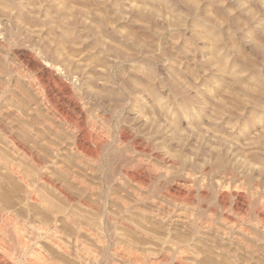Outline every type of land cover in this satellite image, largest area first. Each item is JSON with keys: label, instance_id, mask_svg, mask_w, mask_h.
I'll use <instances>...</instances> for the list:
<instances>
[{"label": "rangeland", "instance_id": "obj_1", "mask_svg": "<svg viewBox=\"0 0 264 264\" xmlns=\"http://www.w3.org/2000/svg\"><path fill=\"white\" fill-rule=\"evenodd\" d=\"M13 29L24 32L22 41L12 37ZM2 39L15 55V59L8 57L9 64L21 62L31 67L36 76L47 77L43 59L37 55L39 49L56 50L60 62H76L82 68L81 74L84 71L86 75L82 80L84 89L95 102L114 110L129 101L127 113L119 120L135 125L143 118L145 127H135L137 135H133L149 136L151 149L162 152L163 158H140L141 166L133 162L131 173L147 178L153 174L157 180L154 185L158 180H163V185L159 183L162 190L153 187L158 190L154 191L151 184L153 192L146 195L144 202L130 192L123 194L129 205L130 215L125 218L128 224L137 227L139 212L143 211L147 218L164 219V225L171 222L172 227H177H173L176 230L171 232L172 239L177 238L179 228L189 238L194 228L204 224L207 228L190 238L195 244L203 235L209 240L233 243L237 239L263 249L264 236L256 220L264 219V0H0ZM34 53L36 59L31 58ZM1 56L0 69L8 72ZM156 64L162 72H157ZM14 81L19 82L17 78ZM26 86L19 83L23 91L31 94ZM152 106L161 109L153 114ZM91 107V121L100 123ZM172 113H176L173 120ZM157 114L163 118L158 126ZM103 119L102 126L109 124L114 134L111 126L118 120L116 115ZM171 121L176 127L172 135ZM171 155L178 161V171L172 177L163 170V161ZM54 174L58 176L56 171ZM188 176L198 180L205 177V184L187 185ZM221 178L236 179L239 184L244 181V186L256 180V190L242 200L237 194L243 186L237 185L231 196L225 197L227 211H222L216 207ZM172 180H177L176 199L167 201L159 195ZM189 186L193 187L191 194ZM234 198L240 204L236 212L228 208L233 206ZM152 220H147L150 227L142 235L146 233L144 237L153 240L165 237L158 226L162 223Z\"/></svg>", "mask_w": 264, "mask_h": 264}, {"label": "bare ground", "instance_id": "obj_2", "mask_svg": "<svg viewBox=\"0 0 264 264\" xmlns=\"http://www.w3.org/2000/svg\"><path fill=\"white\" fill-rule=\"evenodd\" d=\"M19 29L11 31L16 40H21L24 35ZM6 43L3 39L0 40V55L7 62L6 69L9 70L5 72L0 69V264H264V240L261 243L263 249L259 250L237 239H233V243L223 239L209 240L202 235L197 242L199 246L190 238L196 237L198 230L207 228L204 224L194 228L195 231L189 238L179 228L177 233L179 231L181 234L172 239L175 226L172 224V227L169 221L168 225H164V219L161 222L152 217L155 222L162 223L158 226L166 234L163 238L153 240L144 237L146 233L142 235L150 227L147 220H152L143 211L139 212V221L135 223L138 224L137 227L128 224L125 218L130 215L127 209L129 205L123 199V194L130 192L139 202H144L146 195L151 192L149 187L155 183L153 174L147 178L137 172L140 177H135L131 173L132 165H139L143 158H163L160 155L162 152L156 153V150L151 149L149 136L145 134L140 138L133 135L135 127H145L143 118L136 121L135 125L119 120L127 113L129 101L118 105L114 110L95 102L84 89L82 80L85 74L84 71L81 74L82 68L76 62L67 63L69 65L60 62L56 50L39 49L37 56L41 55L43 68L47 73V77L41 74L45 77L41 79L43 77L36 76L30 70L31 67L28 68L21 62L8 63V57L15 59V55ZM34 55L31 54V58L36 59ZM155 68L157 72L162 69L159 64ZM14 78L19 82L14 81ZM19 83L27 85L31 94L23 91ZM91 105L94 108L91 111H95L98 121L102 122L103 118L116 115L118 120L116 123L114 120V125L111 126L114 134L109 129V124L102 126L101 122L96 124L91 121ZM154 110L153 114L157 111ZM160 114L155 115L157 126L162 124ZM82 116L84 119H81ZM171 117L175 118L176 113L170 114ZM171 122H168L170 134L176 128L175 122ZM163 133L165 134L164 131ZM172 155L168 161H163L164 174L171 177L178 171V161ZM53 171L58 176L53 175ZM204 178H189L187 185L197 183L200 187ZM162 181L158 180L156 184L159 185ZM176 181L172 180L159 196L167 201L176 199ZM237 182L239 181L229 178L219 180L217 208L227 211L225 197L231 196L237 185L243 186L240 188L242 192L237 194L242 200L247 193L252 195L256 190V180H250L247 186H244V181L241 184ZM128 183L132 184L131 187ZM158 185L152 188L162 190L163 184L161 183L160 188ZM151 202L155 203L154 200ZM233 203L228 208L229 211L236 212L240 204L235 198ZM263 220L257 217L256 225H260L258 228L264 236ZM188 224L193 226L192 219H189ZM249 236L258 242L252 233Z\"/></svg>", "mask_w": 264, "mask_h": 264}]
</instances>
